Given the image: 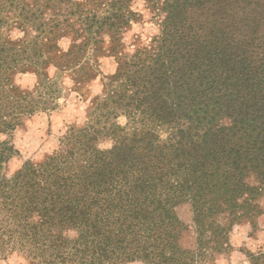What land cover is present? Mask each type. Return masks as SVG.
<instances>
[{"label":"trees","instance_id":"obj_1","mask_svg":"<svg viewBox=\"0 0 264 264\" xmlns=\"http://www.w3.org/2000/svg\"><path fill=\"white\" fill-rule=\"evenodd\" d=\"M133 0H0V133L57 106L60 77L97 75L56 149L2 168L0 258L29 264H211L264 197V0H157L158 33L123 54ZM54 69V75L50 74ZM31 72L32 88L15 82ZM123 116L125 123L118 118ZM101 139L112 141L100 148ZM186 205L190 221L178 214ZM264 264V248L247 250Z\"/></svg>","mask_w":264,"mask_h":264},{"label":"rangeland","instance_id":"obj_2","mask_svg":"<svg viewBox=\"0 0 264 264\" xmlns=\"http://www.w3.org/2000/svg\"><path fill=\"white\" fill-rule=\"evenodd\" d=\"M157 0H133L132 8L138 13L135 21L123 33V54H130L137 47L147 45L158 33L161 12L155 8ZM97 75L85 82L83 86L76 85L67 75H62V91L57 99V106L48 111H38L26 118L24 123L9 135L0 133V139L8 137L14 147L19 151L6 162L2 171L10 175L24 160L38 161L53 152L58 145L60 137L67 127L85 120V114L92 97L102 90L105 76L112 74L116 69V56L107 50L96 58ZM54 69L50 74L54 75ZM36 77L31 72L17 74L15 82L23 88H32ZM120 123H125V118H118ZM112 141L101 139L100 148H108ZM262 213L256 219L255 227L249 224L234 226L229 235V247L222 253L215 254L211 264H248L246 251H256L264 248V197L260 199ZM178 214L185 222L190 221V211L186 205L179 206ZM0 264H29L24 258L12 253L6 258H0ZM123 264H143L140 261H131Z\"/></svg>","mask_w":264,"mask_h":264}]
</instances>
